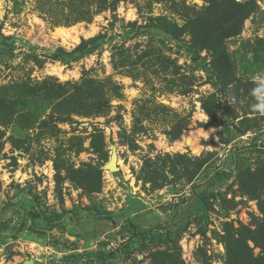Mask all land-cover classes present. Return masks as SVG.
Returning a JSON list of instances; mask_svg holds the SVG:
<instances>
[{"label": "rangeland", "instance_id": "rangeland-1", "mask_svg": "<svg viewBox=\"0 0 264 264\" xmlns=\"http://www.w3.org/2000/svg\"><path fill=\"white\" fill-rule=\"evenodd\" d=\"M213 1L250 13L227 60L206 0H0V264H228L257 229L264 0Z\"/></svg>", "mask_w": 264, "mask_h": 264}, {"label": "trees", "instance_id": "trees-1", "mask_svg": "<svg viewBox=\"0 0 264 264\" xmlns=\"http://www.w3.org/2000/svg\"><path fill=\"white\" fill-rule=\"evenodd\" d=\"M209 3H212V7L214 8H219V11L215 13V16H208L207 18L204 19L203 22H200L199 25H197V28H201L199 33L197 35L192 34L194 38H198L201 42L200 45H197L199 49H203L204 47L212 46V47H217L220 49V54L222 55L225 60L226 58V53L224 51V40L226 38H230L233 36H236L240 33L243 21H245L249 16L250 13L247 12V9L242 10L238 4H234L232 6H228L225 3L222 4H217L213 0H206ZM104 3L107 4V0H104ZM162 22V26H165L163 30H166L168 33L169 32V27H168V22L166 20H160ZM225 24H228L224 27ZM143 29L145 27H142ZM191 28V27H190ZM193 28V27H192ZM196 28V27H195ZM178 35L180 36L181 29L178 28ZM99 38L97 37L94 40H91V44L94 42H97ZM85 42L82 43L80 47L74 53L76 52H82L83 49L86 48ZM193 57L198 59V52L195 50L194 47H189ZM85 53V52H83ZM194 58V59H195ZM214 68L216 70H220V81H222V78L225 77L226 72L217 69V66L214 64ZM228 72V71H227ZM223 82V81H222ZM248 180L252 181L254 184H259L262 181H264V172H260L258 174H254L251 172H248ZM86 182V181H85ZM84 182V183H85ZM251 184H248V186L251 189ZM87 184V183H86ZM243 186V187H246ZM249 193H252V190L248 191ZM98 217H104V219H110L109 215L105 214H98ZM129 229H132L134 231L135 236L141 238L142 244L146 241H150L151 243L153 242H161L160 238L153 236L150 237L149 235H146L142 232L137 231V227L133 224L130 223ZM238 238L235 237L233 229H231V232L229 233L228 236V264H238L240 261L242 264H264V220L260 223H258L257 229L252 232L246 227H241L238 231ZM250 239L254 242V244L261 248L262 250V255H260L258 258H254L251 249L247 245V240ZM134 247L131 248V246H127L126 250L128 251H133ZM115 252H110L108 256H102V258L109 259L115 257ZM107 257V258H106Z\"/></svg>", "mask_w": 264, "mask_h": 264}, {"label": "water", "instance_id": "water-1", "mask_svg": "<svg viewBox=\"0 0 264 264\" xmlns=\"http://www.w3.org/2000/svg\"><path fill=\"white\" fill-rule=\"evenodd\" d=\"M106 168L111 172L119 171V168L117 166V158L115 155H113L111 161L107 164ZM24 264H34V263L29 261V262H25Z\"/></svg>", "mask_w": 264, "mask_h": 264}, {"label": "clouds", "instance_id": "clouds-1", "mask_svg": "<svg viewBox=\"0 0 264 264\" xmlns=\"http://www.w3.org/2000/svg\"><path fill=\"white\" fill-rule=\"evenodd\" d=\"M257 92L259 91V90H256ZM255 94V93H254ZM256 107L258 108V109H260V110H264V102H261L260 104H258V105H256Z\"/></svg>", "mask_w": 264, "mask_h": 264}]
</instances>
